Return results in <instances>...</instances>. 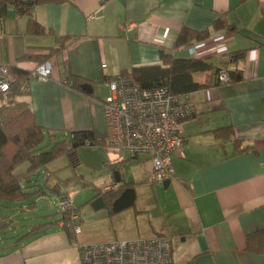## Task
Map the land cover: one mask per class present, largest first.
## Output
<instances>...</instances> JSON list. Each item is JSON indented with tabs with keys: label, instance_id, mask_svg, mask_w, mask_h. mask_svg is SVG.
Returning <instances> with one entry per match:
<instances>
[{
	"label": "crops",
	"instance_id": "1",
	"mask_svg": "<svg viewBox=\"0 0 264 264\" xmlns=\"http://www.w3.org/2000/svg\"><path fill=\"white\" fill-rule=\"evenodd\" d=\"M223 14L235 32L213 30ZM34 17L45 34H28L29 17L7 6L0 17V63L31 72L39 63L19 59L49 53L57 45L56 36L76 38L46 61L53 77L30 78L29 93L21 98L37 124L53 131L91 130L105 139L103 102L109 77L161 64L160 50L173 47L183 26L211 30V35L190 45L193 55L182 47L176 56L207 59L216 68L231 53L244 51L238 64L242 80L220 85L215 68L195 73V81L206 87L186 95L193 115L182 126L184 146L173 156L174 178L167 186L155 183L151 154L131 155L109 146L106 139V145H97L103 182L76 179L84 186L92 184L75 202L83 223L80 234L67 230L61 213L52 217L53 212H36L43 196L55 194L46 187L28 202L0 203L12 212L0 213V264H82L79 245L157 234L172 238V264H264V250H250L248 243L249 235L264 232V0H59L36 5ZM69 74L85 79L91 90L73 88ZM230 126L239 147L234 138L214 134ZM95 162L90 164L96 167ZM67 165L65 157L55 160L49 169L57 174L48 178L41 171L31 184L43 185L47 178L53 186L71 178L69 173L64 176ZM27 167L25 163L17 172ZM114 183L134 189L133 204L113 209L125 190L119 188L109 192H119L117 197L95 208L102 189ZM33 217L44 219L35 222ZM45 223L19 240L33 225Z\"/></svg>",
	"mask_w": 264,
	"mask_h": 264
},
{
	"label": "trees",
	"instance_id": "2",
	"mask_svg": "<svg viewBox=\"0 0 264 264\" xmlns=\"http://www.w3.org/2000/svg\"><path fill=\"white\" fill-rule=\"evenodd\" d=\"M58 1L0 0V17L5 15L8 5H13L18 14L29 17L27 33L43 35L46 29L35 19L34 8L38 4ZM213 30L235 32L236 27L230 24L223 14L214 21ZM210 35L211 30L197 31L183 26L177 34L173 47L160 50L161 64L133 68L134 78L144 87L166 86L176 97L204 89L206 86L195 81L194 75L197 72L214 69V63L207 59L176 56L174 52L179 48L190 46L193 42L206 41ZM75 39V37L56 36L57 45L49 53L25 55L19 60L27 59L37 61L39 64L44 63L61 54ZM228 57L224 62L230 77L228 83L241 81L242 78L238 76L241 71L238 64L244 59L245 52L237 51ZM61 64L64 66L65 62ZM11 69L16 74L17 81L8 91L0 92V203L28 202L31 198L43 194L44 187L61 197L68 193L66 189L61 192V186H67L70 180L77 179V175L68 180L59 179V182L53 186L48 184L47 178L43 185L31 184L33 178L41 171L47 174L48 178L56 175L57 171H50L49 165L62 157L68 160L67 168L76 171L80 165L79 151L82 147L106 145L105 139H98L91 130L57 132L37 124L29 104L21 100L29 93L28 81L31 72L20 70L17 67H11ZM215 70V75H217L219 67L217 66ZM68 78L72 81L73 88L86 92L85 79L73 74H69ZM218 84L221 85V83ZM214 134L218 138L227 140L234 138L235 145L238 147L241 143L235 138L232 126L217 129ZM25 163L28 164L27 169L17 172V169ZM126 187H128L126 183L120 186L121 190ZM101 193L104 199L110 198L111 200L120 194L103 191ZM47 224L49 223L33 225L30 231L19 240L31 236ZM69 236L71 239L74 237L71 233ZM253 241L257 246L250 244ZM248 243L250 250H264L260 248V246L264 247V232L257 231L249 235Z\"/></svg>",
	"mask_w": 264,
	"mask_h": 264
},
{
	"label": "built area",
	"instance_id": "3",
	"mask_svg": "<svg viewBox=\"0 0 264 264\" xmlns=\"http://www.w3.org/2000/svg\"><path fill=\"white\" fill-rule=\"evenodd\" d=\"M193 55L195 49L187 47ZM228 59V58H227ZM219 64L216 81L229 82L225 61ZM53 77L50 62L38 64L30 78L47 80ZM17 81L11 67L0 63V92L8 91ZM108 95L103 102L107 123L106 142L131 155H152L154 181L164 185L174 178L173 156L182 151V126L193 115V107L186 95L174 96L166 86L144 87L132 71L109 77ZM120 184L105 186L102 191L119 189ZM63 224L69 232H82L79 208L69 193L58 199ZM82 264H172L173 241L168 235L157 234L132 240H116L79 245Z\"/></svg>",
	"mask_w": 264,
	"mask_h": 264
},
{
	"label": "rangeland",
	"instance_id": "4",
	"mask_svg": "<svg viewBox=\"0 0 264 264\" xmlns=\"http://www.w3.org/2000/svg\"><path fill=\"white\" fill-rule=\"evenodd\" d=\"M99 148L97 147H82V149L79 151V157H80V165L77 168L76 171L72 170L71 168H67L69 172L64 173V176H66L69 173V176H75L77 175V178H81L85 182H103L102 177H104V168L100 166V157L97 154V151L95 149ZM60 159V158H59ZM97 161L95 162L96 167H93L90 162L92 161ZM62 172V171H61ZM73 176L71 178H73ZM67 179H60V180H68L71 178L64 177ZM96 180V181H95ZM83 181H76L75 180H70L67 186H61V188H68V193L75 204V202L78 204V198L77 196H85L88 192L89 187L92 185L91 183L88 185V183L84 186L82 185ZM82 183V184H81ZM57 196L55 194L48 195V196H43L41 199V205H38L37 207V213L38 212H53L52 217H57L60 215V209L58 207V200L56 201ZM77 198V201H76ZM76 205V204H75ZM40 207V208H39ZM7 211V212H6ZM0 213L2 214H11L12 212L10 211L9 208L5 207H0ZM13 216H18L16 213L15 209H13ZM35 222L37 220H41L44 218L37 219L36 217H33ZM20 221V220H19Z\"/></svg>",
	"mask_w": 264,
	"mask_h": 264
},
{
	"label": "water",
	"instance_id": "5",
	"mask_svg": "<svg viewBox=\"0 0 264 264\" xmlns=\"http://www.w3.org/2000/svg\"><path fill=\"white\" fill-rule=\"evenodd\" d=\"M84 89H89L91 90V87L88 85V84H85L84 85ZM77 146V145H76ZM118 172H115V177H116V180L119 181V176L117 174ZM169 184V181H166L165 182V186H167ZM135 200V192H134V189L133 188H127L125 189L121 195L119 196V198H117L114 203H113V209L115 211H118V210H121L123 208H126L130 205L133 204ZM104 204V197L101 196L99 198H97L94 203H93V206L95 208H98L99 206L103 205Z\"/></svg>",
	"mask_w": 264,
	"mask_h": 264
},
{
	"label": "flooded vegetation",
	"instance_id": "6",
	"mask_svg": "<svg viewBox=\"0 0 264 264\" xmlns=\"http://www.w3.org/2000/svg\"><path fill=\"white\" fill-rule=\"evenodd\" d=\"M115 184H118V183H114V184H112V185H115ZM120 188V187H119ZM117 191H119V189H117L116 191H110V192H117Z\"/></svg>",
	"mask_w": 264,
	"mask_h": 264
},
{
	"label": "clouds",
	"instance_id": "7",
	"mask_svg": "<svg viewBox=\"0 0 264 264\" xmlns=\"http://www.w3.org/2000/svg\"><path fill=\"white\" fill-rule=\"evenodd\" d=\"M253 58H255V53H253Z\"/></svg>",
	"mask_w": 264,
	"mask_h": 264
}]
</instances>
